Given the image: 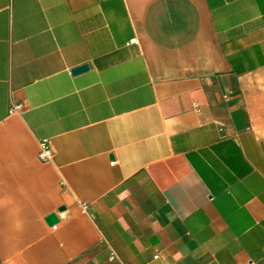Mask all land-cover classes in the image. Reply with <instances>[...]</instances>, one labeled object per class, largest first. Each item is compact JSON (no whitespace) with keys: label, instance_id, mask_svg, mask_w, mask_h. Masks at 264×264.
<instances>
[{"label":"crops","instance_id":"obj_1","mask_svg":"<svg viewBox=\"0 0 264 264\" xmlns=\"http://www.w3.org/2000/svg\"><path fill=\"white\" fill-rule=\"evenodd\" d=\"M248 261L264 0H0V264Z\"/></svg>","mask_w":264,"mask_h":264},{"label":"built area","instance_id":"obj_2","mask_svg":"<svg viewBox=\"0 0 264 264\" xmlns=\"http://www.w3.org/2000/svg\"><path fill=\"white\" fill-rule=\"evenodd\" d=\"M53 155V152L51 150V148L49 147V145L46 143V141H41L40 142V149H39V152H38V156L40 159L44 160V161H47L49 159H51ZM111 164H115V161H111ZM56 224L52 225V228L55 229L56 228ZM157 257V255L154 256V258ZM244 264H253L252 261H248Z\"/></svg>","mask_w":264,"mask_h":264},{"label":"water","instance_id":"obj_3","mask_svg":"<svg viewBox=\"0 0 264 264\" xmlns=\"http://www.w3.org/2000/svg\"><path fill=\"white\" fill-rule=\"evenodd\" d=\"M88 64L87 63H84V64H82V65H79V66H77V67H74L73 69H72V73H78V72H81V71H84V70H86L87 68H88ZM63 207H60V209H62ZM45 220H46V222L49 224V225H54V224H56V222L58 221V218H57V216H56V214L55 213H50V214H48L47 216H46V218H45Z\"/></svg>","mask_w":264,"mask_h":264}]
</instances>
